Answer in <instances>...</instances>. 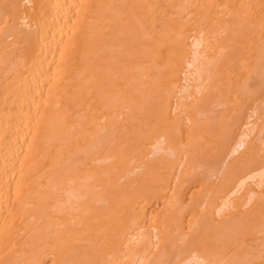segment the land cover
<instances>
[{"label":"bare ground","instance_id":"1","mask_svg":"<svg viewBox=\"0 0 264 264\" xmlns=\"http://www.w3.org/2000/svg\"><path fill=\"white\" fill-rule=\"evenodd\" d=\"M0 264H264V0H0Z\"/></svg>","mask_w":264,"mask_h":264}]
</instances>
